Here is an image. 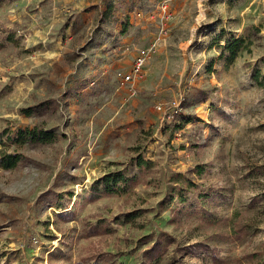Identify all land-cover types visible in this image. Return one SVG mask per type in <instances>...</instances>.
Listing matches in <instances>:
<instances>
[{
  "label": "rangeland",
  "instance_id": "obj_1",
  "mask_svg": "<svg viewBox=\"0 0 264 264\" xmlns=\"http://www.w3.org/2000/svg\"><path fill=\"white\" fill-rule=\"evenodd\" d=\"M0 43V148L23 156L0 166V264H264V0H0ZM35 125L58 138L7 144ZM117 170L138 180L101 181ZM99 217L112 231L82 236Z\"/></svg>",
  "mask_w": 264,
  "mask_h": 264
},
{
  "label": "trees",
  "instance_id": "obj_2",
  "mask_svg": "<svg viewBox=\"0 0 264 264\" xmlns=\"http://www.w3.org/2000/svg\"><path fill=\"white\" fill-rule=\"evenodd\" d=\"M109 10L107 9L103 12L104 16H107ZM243 42L242 38H237L232 41L227 42L225 44V48L229 50V58L233 59L237 56V53L241 47ZM2 44L0 43V46ZM224 56V52H222L221 57ZM57 106L53 101L44 100L38 102L37 104H33L23 108V111L30 115L33 112H37L40 110H52ZM6 142L8 145L17 143V144H25V143H49L53 142L58 138V133L52 129L40 127L39 125L35 126H24L19 127L14 134H6ZM23 160V156L20 152H9L6 147L0 148V166L3 168H14L18 165L20 161ZM152 163L151 160L143 158L142 156H137L136 164L141 167L142 171L145 170ZM138 180V175L133 174L132 176L125 173L123 170L111 171L109 173L104 174L101 177V181L109 186L117 187L120 183H134ZM183 207L179 206L176 210H181ZM142 210L136 209L125 214L126 221H134L137 216L141 214ZM175 213L171 219L175 221ZM248 224L239 225L237 228H233L232 233L236 235L237 238L240 237L241 233H246ZM113 229L111 221L107 217H99L95 222L91 220H86L84 227L82 228L83 234L82 236L88 237L95 234H104L109 233ZM153 234H148L145 238L151 237ZM173 240L171 234H169L165 230H161L155 242L149 248H146L143 251L144 256L147 259H155L156 257H160L164 250V247L168 246V244ZM166 241V243H164ZM208 248L207 244L204 242H197L195 244L189 246L178 247L176 250H185L190 253H196L199 249ZM52 253V252H51ZM115 254L113 252H96L86 256V259L97 258L100 260H111ZM216 258V257H214Z\"/></svg>",
  "mask_w": 264,
  "mask_h": 264
},
{
  "label": "built area",
  "instance_id": "obj_3",
  "mask_svg": "<svg viewBox=\"0 0 264 264\" xmlns=\"http://www.w3.org/2000/svg\"><path fill=\"white\" fill-rule=\"evenodd\" d=\"M163 5L166 6V1H164ZM151 53H152V47L148 46L141 48L134 59L132 71L119 72V82L122 86L134 80L136 76L139 77L142 76L143 67L150 58Z\"/></svg>",
  "mask_w": 264,
  "mask_h": 264
}]
</instances>
